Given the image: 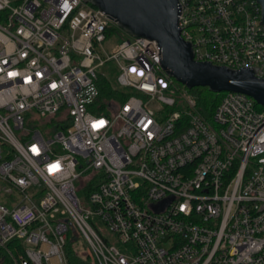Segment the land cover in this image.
<instances>
[{"label": "built area", "instance_id": "built-area-1", "mask_svg": "<svg viewBox=\"0 0 264 264\" xmlns=\"http://www.w3.org/2000/svg\"><path fill=\"white\" fill-rule=\"evenodd\" d=\"M179 1L195 61L264 79L256 0ZM112 27L84 0H0V264H264V110L220 93L207 119L157 41L108 52Z\"/></svg>", "mask_w": 264, "mask_h": 264}, {"label": "water", "instance_id": "water-1", "mask_svg": "<svg viewBox=\"0 0 264 264\" xmlns=\"http://www.w3.org/2000/svg\"><path fill=\"white\" fill-rule=\"evenodd\" d=\"M84 1L117 22L126 34L157 41L163 51L162 68L187 89L203 87L217 94L241 93L264 107V79L256 77V70H232L194 60L191 43L181 35L179 0ZM256 1L262 7L264 25V0Z\"/></svg>", "mask_w": 264, "mask_h": 264}, {"label": "trees", "instance_id": "trees-1", "mask_svg": "<svg viewBox=\"0 0 264 264\" xmlns=\"http://www.w3.org/2000/svg\"><path fill=\"white\" fill-rule=\"evenodd\" d=\"M108 35L112 37L118 36L121 41H123L126 37L123 30L113 27L110 29ZM98 86L101 91L102 100L107 101L114 98L122 101L125 98L124 94L116 89L115 83L110 81L106 77L100 78ZM189 93L192 94V96L196 99L197 110L207 119L212 116L213 112L216 110L223 97V94L213 93L208 88L203 87L194 88L190 90ZM259 108L264 110V107L262 106H260ZM71 262L72 264H92L89 260L83 261L73 252L71 254Z\"/></svg>", "mask_w": 264, "mask_h": 264}, {"label": "rangeland", "instance_id": "rangeland-1", "mask_svg": "<svg viewBox=\"0 0 264 264\" xmlns=\"http://www.w3.org/2000/svg\"><path fill=\"white\" fill-rule=\"evenodd\" d=\"M120 42H121V39L120 38L112 37V39L110 41H108L107 43L104 44L105 45L104 47H105V49L108 52H110ZM97 72H98V74L101 77H107L109 79H112L113 81H115L117 79V77L119 76V72L116 69L114 62L107 63L103 67L99 68ZM177 84L182 89V91H185L186 94L188 93V95L192 96V94L189 93L190 91L184 85L180 84L179 82H177ZM79 241L83 245V249H84L85 248V246H84L85 243L83 242V240H81V238L79 239ZM113 241H115V240L113 239ZM116 245H117V247L119 249H121L122 251H124V247L121 244H119V243L116 242ZM86 252H87V250L86 251L83 250V254H85Z\"/></svg>", "mask_w": 264, "mask_h": 264}]
</instances>
